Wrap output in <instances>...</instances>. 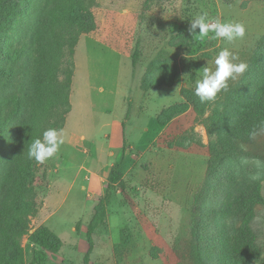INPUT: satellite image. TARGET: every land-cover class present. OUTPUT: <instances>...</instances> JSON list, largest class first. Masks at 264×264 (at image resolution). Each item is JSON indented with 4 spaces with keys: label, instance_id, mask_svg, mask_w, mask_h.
I'll use <instances>...</instances> for the list:
<instances>
[{
    "label": "rangeland",
    "instance_id": "rangeland-1",
    "mask_svg": "<svg viewBox=\"0 0 264 264\" xmlns=\"http://www.w3.org/2000/svg\"><path fill=\"white\" fill-rule=\"evenodd\" d=\"M7 7L1 4L0 8V68L12 66L2 56L11 40L29 37L19 24L21 18ZM22 7L26 8L25 2ZM205 12L209 20L242 23L245 36L231 43L222 38L198 39L189 32L190 22ZM93 14L96 30L83 35L76 45L65 46L58 55L63 69L68 71L66 77L60 73L59 80L70 79L72 110V100L77 103L75 113L66 117L63 138L70 130H82L93 135L97 148L106 157L117 147V133L113 135L112 128L107 127L116 117L121 122L127 120L128 131L138 119L141 128L154 116L157 122L152 118L147 126L149 134L140 131L143 135L136 145L139 153L134 162L141 176L134 183L128 179L117 186L120 193L114 194L107 224L94 236L89 264H203V256L211 264H220L214 256L209 258L207 250L201 254L198 249L213 245L207 239L219 235L230 249L240 243V237L244 244L252 242L260 255L256 262L248 264H262L264 130L252 141L236 140V151L230 154H216L212 145L226 138L228 128L239 122L264 85V0H96ZM195 34H199L198 28ZM36 46L37 43L33 45ZM16 47L22 49L23 44ZM224 48L237 57L234 63L248 65L245 73L229 80L228 89L214 101L206 102L204 113L189 105L188 114L181 116L185 117L183 122L169 126L170 122L160 123L158 118L164 111L188 105L184 92L195 93L196 81L201 78L199 71L206 66L214 70V59ZM89 56L95 75L93 97H103L104 116L94 131L85 104ZM16 71L22 76L26 69L18 66ZM102 87L104 91L100 92ZM138 87L150 96H143ZM154 87L160 88L153 90ZM113 91H118L115 97L110 94ZM124 96L127 101L123 105ZM16 97L32 101L30 91L22 93L0 76V99ZM159 125L164 127L160 129ZM109 135L111 140L106 139ZM149 141L152 144L147 146ZM63 145L55 156L37 164V212L30 217L28 234L21 241L24 264H30L35 249L30 235L42 226L63 242L61 251L49 254L45 264H85L89 250L87 227L95 207L88 200L91 175L80 171L71 191L68 183L62 188V197L68 196L67 203L60 208L47 206L57 188L61 158L70 156L76 164L83 163L91 150H72ZM110 173L111 168L103 173L107 178L105 191ZM238 194L247 206L240 216L236 215L238 201L230 198ZM240 229L249 232L241 233ZM253 255L250 252L245 260L256 258Z\"/></svg>",
    "mask_w": 264,
    "mask_h": 264
},
{
    "label": "trees",
    "instance_id": "trees-1",
    "mask_svg": "<svg viewBox=\"0 0 264 264\" xmlns=\"http://www.w3.org/2000/svg\"><path fill=\"white\" fill-rule=\"evenodd\" d=\"M23 2L26 3L25 9L22 7ZM1 4H7V9L21 18L19 24L26 28L25 35L29 36L21 41L15 37L11 40L2 56L12 66L0 68V76L11 81L22 93L30 91L32 96L30 103L24 97L0 99V264H24L21 241L28 234L30 217L37 212L34 182L38 163L29 159L28 148L32 140L42 138L43 131L48 128L63 130L66 117L73 112L70 79L59 80V74L63 72L66 77L68 71L63 69L58 55H61L65 46L76 45L83 35L96 30L93 14L96 0H0V8ZM36 43L35 48L33 45ZM22 44V49L16 47ZM18 66L26 69L22 76L16 71ZM71 77L72 74H69ZM184 95L188 105L182 108L175 105L164 111L158 118L160 123L171 122L186 114L191 109L189 105L204 113L206 102L195 98V93L185 91ZM263 130L264 85L252 106L241 115L236 125L228 128L226 138L212 145V150L216 154H230L236 151V140L252 141ZM120 168L116 166L111 169L105 194L88 224L86 237L89 250L85 264H89L93 254L95 234L107 224L108 210L115 192H119L116 188L123 182ZM230 198L234 202L238 201L236 215L240 216L247 206L239 194ZM77 231H80L79 227ZM240 232L246 234L249 231L240 229ZM207 240L213 245L198 247L200 253L207 250L209 258L212 260L214 256L220 264H248L256 262L260 255L259 249L256 250L252 242L244 244L242 237L233 249L226 245L223 235ZM30 242L35 245L30 264H45L49 254L56 255L63 247L61 238L44 226L30 235ZM214 249L219 252L214 253ZM250 252L256 258L245 260ZM201 258L203 264H211L209 260L205 261V256Z\"/></svg>",
    "mask_w": 264,
    "mask_h": 264
},
{
    "label": "crops",
    "instance_id": "crops-1",
    "mask_svg": "<svg viewBox=\"0 0 264 264\" xmlns=\"http://www.w3.org/2000/svg\"><path fill=\"white\" fill-rule=\"evenodd\" d=\"M115 53H117L116 51H114ZM92 57H88L87 58V69H88V73L85 76V80H86V85L88 87V91L86 93V102L85 104L87 105V109L92 117L90 124H91V128L92 130H96L98 128V126L101 124V116H104V113L101 109L102 106V99L103 97H98L99 99L96 100L93 97V92L96 91V88L94 86V79H95V75L92 72ZM131 82L132 84H134V78L133 76L131 77ZM120 87H118L119 90ZM140 90L141 88L138 87ZM104 88L102 87L100 92H103ZM141 92H143L141 90ZM118 93V91H113L110 92V94L112 96H116ZM150 96V93H144L143 92V96ZM130 97V96H129ZM125 98H127V96L123 97V105L125 104ZM129 99V98H128ZM129 101V100H128ZM72 104H73V113H75V107L77 106V103H75L72 100ZM129 106V111H131V104L128 103ZM140 108V107H139ZM110 114H112V112H110ZM188 114V112L186 113ZM186 114L182 115L185 116ZM114 117H116V115H114ZM130 117V116H129ZM117 118V117H116ZM114 119L113 123L107 125V127H111L113 130V135H115V133H117V141H116V145L117 147L112 150L109 155H107L105 157L104 151L99 150L97 148V144L93 139V135L88 136L87 134H84L82 132V130H78V129H74V130H70L69 133L67 135V137H65L64 139V144H66L67 146H69L70 149L72 150H86L87 147L90 150V154L87 155L86 160L83 163H79L76 164L73 160V158H71L70 156H67L66 158H61V164L59 165V174H58V182H57V188L55 189L54 193L52 194V196L48 199V205L46 203L47 206H59V208L61 206H63L64 204L67 203L68 200V196H65L64 198L62 197V195L64 194V190L62 189L63 187H65V184H69V191H71L72 187L75 185L76 183V178L75 176H77V174L80 173V171H84L87 172L91 175V182H90V188H91V194L88 195V200L93 201L95 203V207L97 206L99 200L101 199V197L105 194V187H106V181L107 178L105 177V175H103L104 171L107 168H113L116 166H120V171L123 174V180L127 181L128 179L132 180V183H134V181L136 179H138L137 177H139L140 173L139 170H137L136 168V164L134 162L135 160V154L139 153V150L136 149V145H139L141 143V138L143 134H149L150 128L147 127L150 122H152V118L157 122L156 117H152L150 120H148L146 123L147 126L141 128L140 126V119H138V123L133 124V126H130L129 131L126 128V121L121 122L119 121V119ZM185 117H181L179 116L178 118H175L173 121H171L170 123H168L167 125H172L175 122H183L182 120ZM69 124V121H68ZM159 124V123H158ZM166 125V126H167ZM161 126V125H159ZM164 126L159 127L160 129H162ZM68 128V127H67ZM142 129V135H140V131ZM68 130V129H67ZM156 135L157 132L155 134V138L154 141L156 139ZM106 139L111 140L112 136H106ZM153 141V142H154ZM152 142L149 141L147 143V146L151 145ZM64 146V145H63ZM109 147L111 149H113L112 144L109 145ZM125 147H127V149L125 150ZM97 148V150H96ZM94 150V151H93ZM92 151V152H91ZM121 153V154H120ZM79 169V170H78ZM138 173V176H137ZM141 176V175H140ZM74 177L72 180H70L69 178ZM66 180V181H64ZM135 185V184H134ZM105 186V187H104ZM84 191H87V189H83ZM120 193V192H118ZM94 207V209H95ZM94 213V212H93ZM93 216V214H92Z\"/></svg>",
    "mask_w": 264,
    "mask_h": 264
},
{
    "label": "clouds",
    "instance_id": "clouds-1",
    "mask_svg": "<svg viewBox=\"0 0 264 264\" xmlns=\"http://www.w3.org/2000/svg\"><path fill=\"white\" fill-rule=\"evenodd\" d=\"M197 28L199 34H195ZM189 32L200 40L222 38L231 43L245 36V27L239 22L209 20L208 14L205 12L190 22ZM236 59L237 57L228 48H224L214 59V70L206 66L199 71L201 78L196 81L195 95L202 103L214 101L220 92L228 89L229 80L234 81L245 73L248 65L243 62L236 64L233 62ZM63 137V130L48 128L43 131L42 138H36L30 143L29 159H34L37 163H44L52 158L64 144Z\"/></svg>",
    "mask_w": 264,
    "mask_h": 264
}]
</instances>
